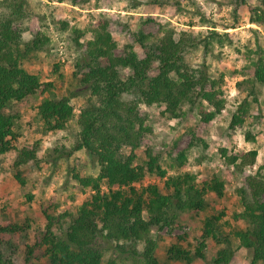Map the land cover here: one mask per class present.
Returning <instances> with one entry per match:
<instances>
[{
    "label": "trees",
    "instance_id": "trees-1",
    "mask_svg": "<svg viewBox=\"0 0 264 264\" xmlns=\"http://www.w3.org/2000/svg\"><path fill=\"white\" fill-rule=\"evenodd\" d=\"M63 1L57 0L58 3ZM123 1L128 3L127 9H136L141 4L139 0ZM147 1L158 7L180 8V0ZM251 1L229 0L232 15L247 6L249 22L264 26V0H254L255 6L249 5ZM28 8L27 0H0V172L3 157L14 153V177L23 185L22 168L29 162L38 163V144L32 149L19 146L22 128L18 116L8 110L41 87L42 99L33 120V133L45 135L66 129L73 119L70 100L84 98L76 118L78 132L74 150H83L98 172L92 177L82 175L76 166L70 168V177L76 185L90 188L91 193L78 205L75 215L58 213V206L52 205L54 202L48 207L41 206L46 223L40 237L26 245V260L36 251L46 264H102L104 255L110 252L109 264H118L116 255L134 264H159L155 233L167 229L166 259L170 262L203 261L207 245L211 244L215 250L212 264H229L233 256L231 242L236 240L250 250L249 264H264V158L254 174L245 176V186L236 189L241 210L232 212L229 220H222L224 211L209 212L205 196L212 193L221 199L224 182L215 174L197 177L179 172L192 152L197 154L198 162L205 158L204 139L191 135L187 147L171 159L176 171L172 176L167 175L169 168L162 167L151 149L138 154L144 136L151 132L141 106L162 105L169 119L193 113L203 123H210L221 114L226 105L224 75L211 74L204 56L216 49L231 47L232 37L209 30L206 35L179 32L175 38L174 29L168 28L152 42L150 35L139 31L136 43L142 56L132 44H126L118 55L112 33L126 28L118 18L100 21L92 39L80 44L83 32L70 28L64 19L65 8L51 6L47 21L60 34L66 33L67 40L78 51L73 72L75 89L58 98L53 83H42L38 75L24 68L27 60L37 58L52 46L45 22L41 23L44 16L40 18ZM207 23L201 19V24ZM210 25L215 28L212 22ZM198 49L203 53V61L199 63L193 60ZM249 56L236 83L239 101L228 121L233 131L251 116V105L259 111L255 119L261 111L264 46L257 38ZM256 136L248 130L245 140L255 143ZM220 152L227 153L223 149ZM256 158L257 151L252 150L228 157L227 163L242 173L246 166L255 164ZM148 174L164 179L162 187L157 184L136 186ZM102 186L106 187L105 191ZM205 212L199 239L192 241L187 234H170L180 214ZM29 229V221L0 226V248L5 245L7 233H26ZM0 264L14 263L0 250Z\"/></svg>",
    "mask_w": 264,
    "mask_h": 264
},
{
    "label": "rangeland",
    "instance_id": "rangeland-1",
    "mask_svg": "<svg viewBox=\"0 0 264 264\" xmlns=\"http://www.w3.org/2000/svg\"><path fill=\"white\" fill-rule=\"evenodd\" d=\"M28 10L45 22V30L51 39V49L39 53L37 58H31L24 63V68L30 73L38 75L42 83H53L54 93L58 98L75 89L73 72L78 51L67 40V34H60L47 21L51 6L64 7V19L70 28L83 32L79 39L80 44L90 41L93 30L98 23L106 18L119 19L126 28L114 31L112 37L116 43V54H122L126 44H132L134 50L142 56V51L136 43V35L142 31L151 36V41H156L165 29H174L175 38L179 32L193 31L206 35L209 30L219 34L227 33L232 37L231 47L216 49L212 54L204 56L206 65L210 66L211 74L224 75V99L225 108L221 114L215 116L210 123H203L193 113H187L183 117L168 118L164 112V106L154 105L151 107L141 106L140 110L147 115L146 124L151 132L144 136L138 154H144L146 149H151L152 154L159 158L163 168L168 169V176L176 174L171 164V159L177 153L185 149L191 140V135L206 141L207 147L204 152L205 158L197 161V154L192 152L180 173H187L197 177L215 174L225 186L224 196L221 199L209 193L205 196L210 205L209 212L218 214L224 211L222 220H229L232 212L240 211V199L236 193L237 188L245 186V176L254 174L264 158V94L260 99V115L255 105H251V116L247 117L244 124L233 131L228 127L230 113L235 110L239 97L236 91V83L241 79L243 67L250 57L249 52L255 49V38L264 46V26L249 22V9L247 6L240 7L236 15H232L229 0H180V8L174 6L158 7L150 4L147 0H139L140 6L136 9H127V2L123 0H57L49 3L48 0H27ZM253 0L250 6H255ZM201 19L209 22L201 24ZM210 22L215 25L212 29ZM41 23H38L41 25ZM203 53L198 49L194 55V61L202 62ZM55 66L57 70H55ZM42 90V87L40 88ZM26 98L20 103L12 105L8 110L10 114L18 116V123L22 128L20 147L32 149L38 144L36 157L38 163L29 162L22 168L24 184L20 185L15 179L16 170L13 167L15 154H7L1 162L0 172V226L21 221H29L30 229L26 233H7L4 237L5 245L0 250L4 256L10 257L14 264H46L35 251L33 256L26 260V245L32 243L36 237H40L44 229L45 219L41 212V206L48 207L56 204L57 212L75 215L76 208L81 201L91 193L90 188H82L71 179L69 170L76 166L82 175L95 177L97 167L83 150H74L75 138L78 132L76 118L83 105L84 98L74 97L70 100L73 108V119L66 129L50 132L45 135L33 133L34 117L37 107L41 102V91ZM45 96V95H44ZM207 108V107H206ZM210 110V108H208ZM185 111V110H184ZM257 134V141L249 143L245 140L247 131ZM226 150L222 155L220 150ZM256 150L255 164L246 166L242 173L236 172L234 166L227 163V158L233 155L245 154ZM164 179L154 174H148L144 180L136 186L157 184L160 188ZM102 191L106 190L102 186ZM31 197V200H28ZM207 212L200 214L182 213L171 231V235L187 234L190 240L199 239L202 229V221ZM155 233V232H153ZM157 238L156 258L159 264H185L174 263L166 259V247L168 245L167 229L155 233ZM233 256L229 264H249L251 259L250 250L242 247L238 241L231 242ZM214 247L207 245L206 258L195 260L191 264H212ZM115 257L118 264H134L133 261L124 257ZM111 253L107 252L102 264H109Z\"/></svg>",
    "mask_w": 264,
    "mask_h": 264
}]
</instances>
